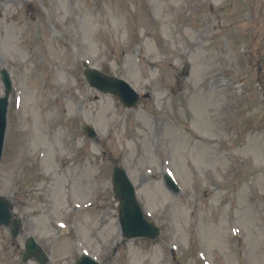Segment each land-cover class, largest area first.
Returning <instances> with one entry per match:
<instances>
[{
  "label": "rangeland",
  "instance_id": "1",
  "mask_svg": "<svg viewBox=\"0 0 264 264\" xmlns=\"http://www.w3.org/2000/svg\"><path fill=\"white\" fill-rule=\"evenodd\" d=\"M87 67L139 101L89 87ZM2 69L0 264H39L30 238L43 264H264V0H0ZM117 167L157 239L122 238Z\"/></svg>",
  "mask_w": 264,
  "mask_h": 264
},
{
  "label": "water",
  "instance_id": "2",
  "mask_svg": "<svg viewBox=\"0 0 264 264\" xmlns=\"http://www.w3.org/2000/svg\"><path fill=\"white\" fill-rule=\"evenodd\" d=\"M5 86V96L0 98V162L3 153L5 132L7 126V108L8 96L11 90V81L7 72L1 73ZM84 77L91 88L97 89L100 93L116 96L126 107H133L140 99V96L123 80L114 77H108L94 69H85ZM90 137L95 133L91 128L87 129ZM169 179V178H168ZM172 189L175 185L169 179L167 180ZM114 193L120 200L119 203V222L123 236L126 239L146 237L154 239L158 236L159 230L154 225L146 221L142 210L136 200L135 191L126 176V173L120 168L115 169L114 173ZM11 206L7 199L0 197V227H8L10 224ZM17 234V225H14L13 235ZM26 258L33 257L40 252L38 246L33 240L27 242ZM45 260L41 257L40 261ZM75 264H98L89 257H82Z\"/></svg>",
  "mask_w": 264,
  "mask_h": 264
}]
</instances>
